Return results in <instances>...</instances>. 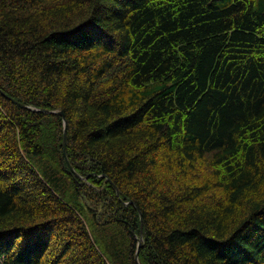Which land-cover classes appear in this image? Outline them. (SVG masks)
I'll return each instance as SVG.
<instances>
[{
    "label": "trees",
    "instance_id": "obj_1",
    "mask_svg": "<svg viewBox=\"0 0 264 264\" xmlns=\"http://www.w3.org/2000/svg\"><path fill=\"white\" fill-rule=\"evenodd\" d=\"M0 264H264V0H0Z\"/></svg>",
    "mask_w": 264,
    "mask_h": 264
},
{
    "label": "water",
    "instance_id": "obj_2",
    "mask_svg": "<svg viewBox=\"0 0 264 264\" xmlns=\"http://www.w3.org/2000/svg\"><path fill=\"white\" fill-rule=\"evenodd\" d=\"M53 112H57V113H59V114H61L63 117H64V123H65V139H64V153H65V155H67V153H66V145H67V126H68V123L66 122V120H65V114H64V112L63 111H53ZM71 169L72 170H74V167L71 165ZM140 240H139V245H141V243H142V239H143V237L141 236L140 238H139ZM139 252V251H138ZM138 257H139V253H137V255H136V260L138 259Z\"/></svg>",
    "mask_w": 264,
    "mask_h": 264
},
{
    "label": "bare ground",
    "instance_id": "obj_3",
    "mask_svg": "<svg viewBox=\"0 0 264 264\" xmlns=\"http://www.w3.org/2000/svg\"><path fill=\"white\" fill-rule=\"evenodd\" d=\"M137 253H139V252H137Z\"/></svg>",
    "mask_w": 264,
    "mask_h": 264
}]
</instances>
